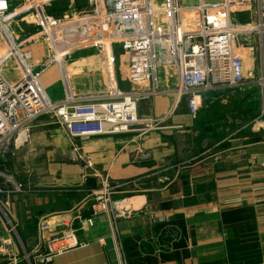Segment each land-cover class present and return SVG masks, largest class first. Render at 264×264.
I'll return each mask as SVG.
<instances>
[{
	"label": "crops",
	"instance_id": "obj_1",
	"mask_svg": "<svg viewBox=\"0 0 264 264\" xmlns=\"http://www.w3.org/2000/svg\"><path fill=\"white\" fill-rule=\"evenodd\" d=\"M184 2L196 5L200 0ZM85 5L86 0L60 1L46 12L58 17ZM21 26L23 34L35 29L30 24ZM28 49L32 68H43L44 44ZM116 51L118 88H146L128 81ZM249 55L240 87L207 95L204 103L218 106L225 111L220 118L239 126L209 141V153L200 160V155L173 156L161 142L154 148L153 141L162 135L134 130L79 139L94 168L83 171L72 160L67 133L49 117L39 118L28 143L0 159L4 192L0 194V264H8L12 255L21 259L19 264H43L44 248L35 251L38 224L47 221L53 225L50 232H58L64 229L61 224L76 216L88 217L87 200L105 176L115 186L113 202L119 218H97L88 233L77 232L82 246L55 255L46 264H264V33L253 39ZM158 59L159 89L174 88V68L160 65ZM103 69L98 53L86 50L67 58L62 73L56 65L45 69L39 85L50 100L61 99L66 92L98 94L107 84ZM3 73L8 82L17 83L19 75L12 63ZM223 92L226 96L216 100L217 93ZM172 103L171 95H159L139 104L137 115L162 117ZM176 111L191 117L185 101Z\"/></svg>",
	"mask_w": 264,
	"mask_h": 264
},
{
	"label": "built area",
	"instance_id": "obj_2",
	"mask_svg": "<svg viewBox=\"0 0 264 264\" xmlns=\"http://www.w3.org/2000/svg\"><path fill=\"white\" fill-rule=\"evenodd\" d=\"M60 1L71 0H0V42L4 47L0 55V159L27 144L34 123L46 116L67 133L73 162L80 164L83 171H94L91 156L79 146V139L134 130L150 132L151 129L134 127L167 119L181 101H185L189 115L196 116L208 93L238 88L244 83L243 60L236 41L250 42L255 32L264 33V0L213 4L200 0L196 5L184 0H86L81 10H70L58 17L49 15L46 10ZM242 5L249 6L243 20L235 14L236 7ZM26 17L32 21L27 22ZM24 23L35 29L23 34L19 27ZM39 42L46 47L47 59L43 68L35 70L30 65L28 46ZM117 47L127 57L128 81L146 88H118L114 54ZM158 48L177 75L176 86L164 91L158 86ZM91 49L104 62V91L88 95L66 92L61 99H48L39 85L45 69L56 65L62 73L67 58ZM9 63L19 75L17 83L4 77ZM159 95L173 97L166 114L156 119L138 117L139 104ZM15 190L20 192L21 187L15 186ZM0 194H4L1 188ZM114 194L115 186L107 176L102 177L98 189L87 200L88 217L78 215L61 224L64 229L58 232H50L53 225L49 222H40L35 236V251L44 248L40 262L46 264L53 256L82 246L77 232L88 233L97 218H119ZM75 222L79 226L75 227ZM14 229L11 226L10 231ZM20 262L18 256L12 255L8 264Z\"/></svg>",
	"mask_w": 264,
	"mask_h": 264
},
{
	"label": "rangeland",
	"instance_id": "obj_3",
	"mask_svg": "<svg viewBox=\"0 0 264 264\" xmlns=\"http://www.w3.org/2000/svg\"><path fill=\"white\" fill-rule=\"evenodd\" d=\"M249 6H239L235 9V14L240 19H245L248 15ZM32 21L27 19V22ZM26 27V26H25ZM24 29V26L22 27ZM27 33V32H26ZM263 32H255L253 34V39L261 35ZM252 39V41H253ZM256 40V39H255ZM251 42H243L237 40L235 47L238 52H240L243 60V66L246 68L250 65L251 56L249 55V50L252 46ZM118 64L122 67V71L127 69V57L126 54L119 48H116ZM4 52V47L0 42V55ZM160 53V54H159ZM159 63L164 67L169 66L167 59L163 56V51L158 52ZM166 75V74H165ZM167 76V75H166ZM165 76V77H166ZM169 77V75H168ZM135 88V87H132ZM139 88V87H137ZM234 90V89H233ZM223 93H217L216 100H220ZM214 94V93H212ZM231 95V94H230ZM235 98L234 92L232 93L231 99L233 102V109L235 108ZM201 104V108L197 116L189 117L183 112H173L165 120H161L158 123L148 122L143 125L135 126L134 129H151L149 133H156L162 135V138H158L156 141H153V146L156 148L159 146L157 143H162L169 153L173 156L184 157L185 155L193 154L200 155L197 160L203 159L209 153V141H217L222 138L228 132L234 131L239 124L236 125L234 121H228L220 118L222 113L225 112L218 106L210 108L207 103ZM156 119V116L150 117Z\"/></svg>",
	"mask_w": 264,
	"mask_h": 264
}]
</instances>
